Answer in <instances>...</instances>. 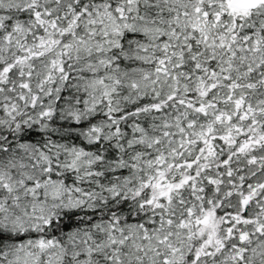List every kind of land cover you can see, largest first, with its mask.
<instances>
[{
  "label": "snow or ice",
  "instance_id": "1",
  "mask_svg": "<svg viewBox=\"0 0 264 264\" xmlns=\"http://www.w3.org/2000/svg\"><path fill=\"white\" fill-rule=\"evenodd\" d=\"M0 264H264V0H0Z\"/></svg>",
  "mask_w": 264,
  "mask_h": 264
}]
</instances>
